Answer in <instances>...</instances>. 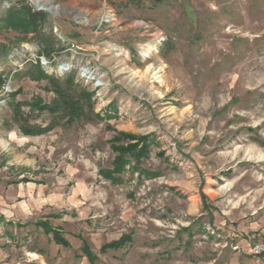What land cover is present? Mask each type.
Returning a JSON list of instances; mask_svg holds the SVG:
<instances>
[{"label":"rangeland","instance_id":"rangeland-1","mask_svg":"<svg viewBox=\"0 0 264 264\" xmlns=\"http://www.w3.org/2000/svg\"><path fill=\"white\" fill-rule=\"evenodd\" d=\"M49 1L0 0L48 19L43 39L0 21V264H264V0ZM37 62L74 73L99 118L24 135L12 99L54 97ZM132 143L144 156L103 176Z\"/></svg>","mask_w":264,"mask_h":264},{"label":"trees","instance_id":"trees-1","mask_svg":"<svg viewBox=\"0 0 264 264\" xmlns=\"http://www.w3.org/2000/svg\"><path fill=\"white\" fill-rule=\"evenodd\" d=\"M21 6L8 9L7 12L0 17V21L5 23L7 28L19 30L24 34L35 33L38 38H45L46 33L43 32L42 26L47 23V15L43 11H35L26 2H22ZM47 53L52 51L51 45L47 48ZM33 80L41 81L46 80L48 82L47 90L53 92L54 97L45 102L40 97H34L28 102L15 101V93H12L14 99L10 102L13 110L14 120L18 123L20 131L27 136H35L48 133L57 127H62L67 124H72L78 120H95L99 118L100 114L95 112V100L94 92L88 87L82 85L76 80L75 74L70 73L67 75L57 76L55 74H49L39 62L32 64L28 73ZM2 84V79H0ZM26 105L28 111H23L22 107ZM48 115V121L46 124H32L31 118H35L40 115ZM122 137L130 139H138L144 141L146 137H137L130 134H122ZM119 140V137H118ZM138 144L128 145H114L113 150L118 152L114 159V168L104 169L101 171L103 176L112 179L113 181H120V176L124 170L125 165L131 163V159L128 156H132L133 159L139 160L146 151L148 145H145L143 149H137ZM150 174V173H149ZM38 226L44 228L45 232H52L53 239L56 243L64 246H69V242L62 235L60 230L51 228L48 221H38ZM130 240L129 236L107 243L102 246L101 250L106 251L108 249H119ZM84 253L94 260L95 253L85 244L83 248Z\"/></svg>","mask_w":264,"mask_h":264},{"label":"built area","instance_id":"built-area-1","mask_svg":"<svg viewBox=\"0 0 264 264\" xmlns=\"http://www.w3.org/2000/svg\"><path fill=\"white\" fill-rule=\"evenodd\" d=\"M47 64V61H44ZM251 251L257 255H264V239L254 240L251 244Z\"/></svg>","mask_w":264,"mask_h":264},{"label":"bare ground","instance_id":"bare-ground-1","mask_svg":"<svg viewBox=\"0 0 264 264\" xmlns=\"http://www.w3.org/2000/svg\"><path fill=\"white\" fill-rule=\"evenodd\" d=\"M34 3H36L38 6L46 8L52 12H55V6L51 3L49 0H32ZM149 53V49L146 51L145 55ZM85 72L88 74L90 71L89 69L85 68Z\"/></svg>","mask_w":264,"mask_h":264},{"label":"water","instance_id":"water-1","mask_svg":"<svg viewBox=\"0 0 264 264\" xmlns=\"http://www.w3.org/2000/svg\"><path fill=\"white\" fill-rule=\"evenodd\" d=\"M40 9H42V10H45V11H50V10H48V9H46V8H42V7H40Z\"/></svg>","mask_w":264,"mask_h":264}]
</instances>
